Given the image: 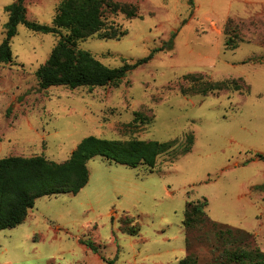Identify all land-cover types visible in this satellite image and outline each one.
<instances>
[{
  "label": "rangeland",
  "instance_id": "obj_1",
  "mask_svg": "<svg viewBox=\"0 0 264 264\" xmlns=\"http://www.w3.org/2000/svg\"><path fill=\"white\" fill-rule=\"evenodd\" d=\"M15 1L0 0V44ZM61 1L26 0L28 20L51 26ZM117 1L138 6L140 18L111 19L128 34L96 35L78 48L110 68L165 50L119 86L43 90L36 73L61 36L20 25L13 60L0 65V160L61 163L89 136L181 145L193 135L195 144L161 156L153 170L91 160L79 194L40 198L23 224L0 231V264H178L189 254L194 264H236L231 253L245 239L237 229L264 251V161L256 157L264 156V0ZM228 21L235 50L226 46ZM188 75L237 80L243 91L186 95ZM205 201L219 225L191 230L189 252L186 207Z\"/></svg>",
  "mask_w": 264,
  "mask_h": 264
},
{
  "label": "trees",
  "instance_id": "obj_2",
  "mask_svg": "<svg viewBox=\"0 0 264 264\" xmlns=\"http://www.w3.org/2000/svg\"><path fill=\"white\" fill-rule=\"evenodd\" d=\"M25 2L26 0H16L6 7L9 20L5 25V38L0 44V65L12 62V40L18 35L20 25H24L34 33L60 35L61 39L54 47L49 59L36 73L40 88L43 90L52 87L76 90L119 86L131 72L148 64L158 52L166 48L164 44L144 59L135 63L124 60L121 67L110 68L90 52L79 49L78 42L96 35L102 39L121 40L128 33L111 19L118 14H123L130 20L140 18L137 5L117 0H62L53 24L50 26L29 21ZM230 24L231 21H228L225 27V34L229 37L226 46L229 50H235L237 46L230 43L232 39ZM172 46L173 39L169 42L168 48L172 49ZM185 79L192 82L189 89L181 88V92L186 95L206 96L222 89L243 91L242 85L237 80L214 82L205 79L203 75H188ZM194 144L193 135L188 136L181 145L177 140L161 143L143 142L137 139L107 140L89 136L82 140L68 160L61 163L48 160L44 156H12L1 159L0 231L13 229L23 224L40 198L79 194L90 180L88 164L97 157L131 168L147 166L153 170L161 156L173 154L177 157L188 154ZM178 149L182 151L178 152ZM256 157L264 161L263 155L258 154ZM258 188L264 190V186ZM206 207L207 201L187 204L184 228L186 249L189 252L195 241L190 235L191 230L206 224L214 227L219 225L208 218L205 212ZM237 231L244 234L245 239L241 247L231 253V260L236 264H264V251L256 246L253 235L244 233L241 229ZM223 232L224 230L220 229V236H223ZM228 232L232 233L233 229L227 230ZM194 262L189 254L178 264H194Z\"/></svg>",
  "mask_w": 264,
  "mask_h": 264
}]
</instances>
